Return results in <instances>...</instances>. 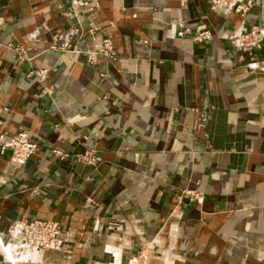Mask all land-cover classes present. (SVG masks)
<instances>
[{
	"label": "crops",
	"instance_id": "obj_1",
	"mask_svg": "<svg viewBox=\"0 0 264 264\" xmlns=\"http://www.w3.org/2000/svg\"><path fill=\"white\" fill-rule=\"evenodd\" d=\"M90 7L0 0V134L38 146L17 168L0 155V238L18 220L62 228L60 247L16 264H264V47L229 40L264 24V0L246 18L203 0ZM180 22L212 40L179 37ZM71 28L84 35L62 50ZM86 148L99 166L53 153ZM0 264H12L1 245Z\"/></svg>",
	"mask_w": 264,
	"mask_h": 264
},
{
	"label": "built area",
	"instance_id": "obj_2",
	"mask_svg": "<svg viewBox=\"0 0 264 264\" xmlns=\"http://www.w3.org/2000/svg\"><path fill=\"white\" fill-rule=\"evenodd\" d=\"M71 2L74 15L82 12L83 9L91 6L92 10L97 8L98 0H69ZM209 9L217 14L236 13L246 18L249 12L254 7L256 0H203ZM178 36L182 38H191L196 43L209 42L213 38V34L209 30L200 32H193L184 23L178 24ZM98 28H91L88 30L89 35H95ZM83 30L71 28L68 32L67 39L61 47L62 50L73 48L72 40L77 36H83ZM233 49L242 53H253L264 47V24L255 25L246 32L234 34L230 39ZM57 47V46H56ZM18 54L20 61H29L27 51L22 46L13 48ZM76 49V47H74ZM100 53L111 60H116L117 52L114 42L110 38H105L102 41ZM94 62L96 53L90 54ZM260 71H264V67H260ZM28 77L35 78L41 85H45L49 78V71L47 69H36L29 72ZM49 94L48 89L44 88L43 95ZM208 117L204 115L201 119V124L207 122ZM38 151L37 144L30 140V135L26 130H21L13 136L7 134H0V155L4 156L10 154V163L14 167H21ZM54 155L64 160L70 156L77 162L84 165L99 166L102 162L100 153L91 148H86L81 153H74L72 155L64 154L61 151L55 150ZM62 228L59 223L52 221L41 220H18L11 225L8 230L6 240L0 238V245L8 254L9 261L16 264V259L25 252H35L47 249H56L61 246L60 234ZM135 261V260H134ZM133 264H138L135 261Z\"/></svg>",
	"mask_w": 264,
	"mask_h": 264
}]
</instances>
